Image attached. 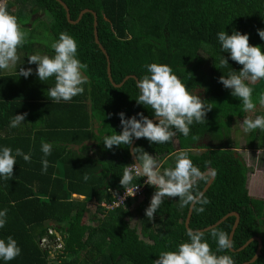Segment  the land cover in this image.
<instances>
[{"label":"trees","instance_id":"1","mask_svg":"<svg viewBox=\"0 0 264 264\" xmlns=\"http://www.w3.org/2000/svg\"><path fill=\"white\" fill-rule=\"evenodd\" d=\"M62 1L74 21L85 9L97 14L99 39L110 56L113 81L121 84L131 75L137 79H128L120 88L111 83L106 56L95 42L92 13L71 24L66 10L56 0L15 1L20 25L26 26L25 22L32 27L36 25L35 30L27 31L31 39L18 52L36 53L35 46L43 45L40 33H51L56 41L61 32H67L77 42V58L87 65L84 75L89 82L83 86V95L57 104L47 97L49 84L53 82H47L45 90L36 88L31 79L37 76L33 65L19 64L13 74L0 70V149L11 147L15 155L20 148L31 156L30 162L17 156L13 177L9 180L0 177V211L7 209L0 239L11 236L21 249L20 255L11 261L0 258V264H153L162 251H175L189 239L186 220L191 205L181 207L178 197H166L154 219L146 217L145 209L156 190L150 185L143 200L130 199L125 207L108 213L99 206L94 213L90 209L91 203L109 202L125 190L120 179L123 166L134 163L130 147L113 146L109 150L103 144V136L114 130L122 131L120 112L125 113V118L137 113L155 118L150 108L136 103L139 95L136 81L148 74L145 65L153 62L169 65L189 90L212 108L206 121L190 126L187 137L177 132L170 142L163 144L141 138L135 147H142L164 167L174 166V154L186 150L203 173L209 168L214 171L215 180L204 194L210 202L202 205L205 209L202 213L193 209L189 227L202 230L237 212L240 223L233 238L235 251L229 249L218 254L232 256L235 264L248 262L255 256L258 242L238 249L260 237L262 254L252 264H264V199L250 195L247 186L250 168L237 154L231 138L228 139L232 126L242 122L249 112L243 111L242 102L231 95V89L218 82L231 68L238 72L243 66L221 51L217 38L219 31L231 35L238 30L249 35L251 45L264 51V40L257 32L264 29V0ZM6 6L10 10L12 2L8 0ZM40 14L51 17L50 23L42 22ZM41 50L50 57L55 54L50 44ZM221 55L228 58V68L216 67ZM20 67H30L33 72L27 78L19 76ZM245 83L253 88L255 110L261 107L259 112L262 111L264 106L259 104L258 96L264 92V80ZM25 112L28 115L24 122L11 128V119ZM94 123L99 125L97 130ZM204 134L219 139L226 148L202 155L191 153L190 149ZM175 138L179 142L178 151ZM92 140L97 143L95 149L100 150L95 155L90 154L93 147L87 145L80 150L69 148ZM42 141L53 145L51 155L46 157L47 172L42 170L45 158ZM248 144L251 149H263L264 131L250 132ZM145 180L136 177L132 183L141 185ZM209 180L207 176L198 183L199 191ZM135 217L138 224L132 226L130 222ZM235 221V216L229 217L216 229L230 237ZM210 231H204L205 238L215 252L217 245ZM54 242L60 248L54 249Z\"/></svg>","mask_w":264,"mask_h":264},{"label":"clouds","instance_id":"2","mask_svg":"<svg viewBox=\"0 0 264 264\" xmlns=\"http://www.w3.org/2000/svg\"><path fill=\"white\" fill-rule=\"evenodd\" d=\"M257 32L261 40H264V29H257ZM27 36L17 16L9 12L6 4H0V70H8L17 64L18 48L27 43ZM217 38L221 51L229 53L232 61L243 66L238 72L231 68L227 74L219 77L218 82L231 89L232 96L239 98L244 112H252L256 108L253 88L245 82L255 83L264 80V51L260 46L251 45L249 35L238 30H233L231 35L225 30L219 31ZM51 48L55 53L53 56L31 55L28 57V63L37 65L36 75L40 81L55 78L54 86L47 90V97L57 104L62 101L67 103L73 97L83 95L85 91L83 86L89 82L84 75L87 65L77 58V42L67 32H61L59 39L51 44ZM218 60L217 68H228V58L221 55ZM145 67L148 74L136 81V87L139 89L136 103L150 108L158 122L154 123L143 113H137L130 118H125L123 112L118 113L122 131L117 133L114 130L111 135L103 136V144L109 150L113 146L131 147L133 138H146L151 143L163 144L170 142L177 132L187 137L190 126L194 122L206 121V114L212 108L205 104L199 95L193 94L169 65L153 62ZM32 72L33 69L30 67L19 68V76L25 78ZM258 102L264 106V92L258 96ZM27 115L26 112L15 115L10 121V127H18ZM242 129L245 134L257 129L264 131V115L244 118ZM41 144V151L45 157L42 159V170L47 172L49 161L46 157L51 155L53 145L45 141ZM131 155L135 162L123 166L120 185L125 189V195L134 196L139 186L134 185L133 180L136 177H145V183L156 189L149 206L145 209L148 219H154L166 197H178L181 207L191 205L197 213L205 210L202 205L210 201L199 191L197 185L200 181L206 180V176L193 164L188 151L176 152L174 166L169 167H164L155 156L139 146L131 147ZM17 156H22L26 162L31 160L30 154H25L20 148L15 150V155L11 147L4 146L0 149V177L5 180L13 177ZM84 179L87 180L88 176L85 175ZM197 204L201 207L197 208ZM6 222L7 209H4L0 211V228H3ZM210 234L216 241L215 252L205 238L204 232L189 228L186 233L189 239L181 242L175 251H162L153 264H235L232 256L218 254L233 247L229 234L216 228L211 229ZM20 253L17 241L11 236L0 239V258L4 261H11Z\"/></svg>","mask_w":264,"mask_h":264},{"label":"rangeland","instance_id":"3","mask_svg":"<svg viewBox=\"0 0 264 264\" xmlns=\"http://www.w3.org/2000/svg\"><path fill=\"white\" fill-rule=\"evenodd\" d=\"M41 18H42V22H47V24L50 23L51 21V17L47 16V15H43V14H40ZM25 24H27V22H25ZM36 28V25H34L31 29L30 27H22V30L27 32L28 30H32L34 29L35 30ZM30 32H27L28 36H27V42L31 39L30 38ZM40 36L41 38L43 39V45H36V49H37V52L34 53V54H31V53H27V52H24V51H21L19 52V60L17 62V64L13 67V68H10V70L14 71V69L16 68L17 65L19 64H26L28 63V57L31 56V55H41L43 56L44 54L42 52L41 49H42V46L43 47H48V45L55 42V40L53 39V36L51 35V33H43V35L40 33ZM53 56V55H52ZM33 64H29L28 63V66H32ZM35 66H37L35 64ZM256 83V82H255ZM255 83H252V84H255ZM261 109V107H258V109L252 111V112H249L248 113V117H252V118H255V116H258V115H261V112H259V110ZM259 112V113H258ZM243 121V120H242ZM248 134H245L243 132V129H242V122H238L237 124L233 125L232 126V131H230V136L228 139L231 138L232 142L235 144V147H236V152L237 154L241 155L246 163H247V166H252L250 167V171H249V179L247 180L248 181V189H249V192H250V195L252 197H255V198H261V199H264V185L263 186H256L254 185V182L255 181H252L251 179L253 178L252 176V173L256 170H260L262 171V169L264 168V166L260 165V164H263L264 163V148L261 149V151L259 152H256L257 150L256 149H251L249 148V144H248ZM216 140H219V139H216ZM222 142V141H221ZM174 144H175V147L178 149L179 147V142H178V139L175 138L174 140ZM100 152V150L98 149H92L90 151V154L91 155H95V152ZM263 174H264V170H263ZM76 197V196H75ZM96 205V204H95ZM93 205L91 203V206H90V209L91 211L94 213L96 211V206ZM132 224V226H135L136 224H138V217H135L134 219L131 220L130 222ZM42 243L44 245L47 244V242H44L42 241ZM52 246L54 247V249H57L59 248V245L57 242H54L52 244Z\"/></svg>","mask_w":264,"mask_h":264},{"label":"water","instance_id":"4","mask_svg":"<svg viewBox=\"0 0 264 264\" xmlns=\"http://www.w3.org/2000/svg\"><path fill=\"white\" fill-rule=\"evenodd\" d=\"M56 1L59 2V3L64 7V9L66 10V12H67V19H68V21H69L71 24H77V23L82 19V17H83L86 13H92V14L95 16V21H94V34H95L94 36H95V42H96V44L100 47V49L102 50V52H103V53L105 54V56H106L107 63H108V66H107L108 76H109V79H110L111 83H112L115 87H118V88L122 87V86H123V83H125L128 79H131V78H132V79H137L136 76L131 75V76H127L121 84H116V83L113 81V79H112V72H111V61H110V56L108 55L106 49L103 47V45H102L101 42H100V39H99V33H98V17H97V14H96L94 11H92V10H90V9H85V10H83V11L80 13L78 19H77L76 21H74V20L71 19L70 9H69L68 6L66 5V3L63 2L62 0H56ZM152 120H153L154 123H157V122H158V118H156V117L153 118ZM139 140H140V139H136V138H135V139L133 140V143H132V146H131V147H135L136 143H137ZM84 145H87L88 147H90V146L93 145V143H92V142H85V143H83V144H81V145H76V146H74V149H75V150H80L81 148L84 147ZM131 147H130V150H131ZM178 147H179V146H178ZM69 148H71V147H69ZM72 148H73V147H72ZM179 148H180V147H179ZM132 159H133V161L135 162V159H134L133 156H132ZM204 174H205V176H209V177H210V180L208 181V185L204 188V190H203V192H202L203 194H205L206 191L209 189V187L212 185V183H213L214 180H215V176H216L215 173H214V171H212L210 168H209L208 171L205 172ZM192 213H193V207L190 206L189 213H188V217H187V220H186V226H187L188 229L190 228V227H189V224H190V219H191V217H192ZM232 216H235V217H236L235 224H234V226H233V228H232V231H231V233H230V239H231L232 242H233V238H234L235 232H236V230H237V228H238V226H239V223H240V214L237 213V212H232V213H230V214H227L226 216H224L223 218H221L216 224H214V225H212V226H209V227H207V228H205V229H202V230H200V231L204 232V231H209V230H211V229H213V228H216V227H218L220 224H222L223 222H225L229 217H232ZM57 236L61 239V235H60L59 233H57ZM253 241H257V242H258V249H257V252H256L255 256H254L250 261L245 262V263H243V264H252V263H254V262H255V261L261 256V254H262L263 242H262V239H261L260 237H254V238H252L251 240H249L244 246H242V247H241L240 249H238V250L241 251V250L245 249V248H246L251 242H253ZM231 250H232V251H235L233 248H231Z\"/></svg>","mask_w":264,"mask_h":264},{"label":"crops","instance_id":"5","mask_svg":"<svg viewBox=\"0 0 264 264\" xmlns=\"http://www.w3.org/2000/svg\"><path fill=\"white\" fill-rule=\"evenodd\" d=\"M7 2H8V0H0V4H6L7 5ZM18 7L16 8V9H14V7L13 8H10V10H9V12L10 13H12V14H14L15 16H17V18H18V14H19V12H18ZM43 15H45V14H43ZM21 19V17H19L18 18V22H19V20ZM32 19H33V17H32ZM30 24V23H29ZM23 28H24V26L23 25H21ZM31 28H32V25H31ZM30 31V30H29ZM18 51H19V48H18ZM17 51V53H18V56H19V52ZM33 67H34V70H36V68H37V66H35V64H33ZM7 72H9V73H11V74H13L14 73V71H12V70H10V69H8L7 70ZM32 79V81H33V83L35 84V86H36V88L37 89H40V90H45V87H46V83L47 82H50V83H52L53 82V84H49V87H51V86H54V80H55V78L54 77H50L48 80H46V81H40L39 80V78H38V76H35L34 78H31ZM9 83H10V80H9ZM35 94L37 95V94H39V91H35ZM89 105H90V103H89ZM91 106V105H90ZM37 117L39 116V115H36ZM95 122V121H94ZM94 128L97 130L98 129V127H99V125L97 124V123H94ZM87 142H92L93 144H94V142L93 141H87ZM70 147H74V146H70ZM180 148H178L177 149V151L179 150ZM257 152V151H256ZM259 152V151H258ZM260 165H262V166H264V163L263 164H260ZM250 167H252V166H249V168ZM263 170H264V168L262 169V171H261V169L260 170H255L253 173H252V176H253V178H252V181H255L254 182V185H256V186H263L264 185V174H263Z\"/></svg>","mask_w":264,"mask_h":264},{"label":"flooded vegetation","instance_id":"6","mask_svg":"<svg viewBox=\"0 0 264 264\" xmlns=\"http://www.w3.org/2000/svg\"><path fill=\"white\" fill-rule=\"evenodd\" d=\"M10 2H12V6L11 8L14 7V9H16L18 6V4H16V0H9ZM22 27V26H21ZM24 27H30L31 29V24L27 23L26 26ZM29 31V30H28ZM99 128V127H98ZM94 142V144L90 147H93L92 149H95L97 146V143L95 140H92ZM223 149L226 148L225 144L222 143L221 141L216 140L215 138H213L212 135L210 134H204L202 135L198 141L196 142V144L193 145V147L190 149L191 153H198L199 155L204 154L205 152H208L209 150H213V149ZM261 151V150H257ZM208 171V170H207ZM206 171V172H207ZM205 173V172H204ZM207 177V176H206ZM208 185V183L205 185V187ZM204 187V188H205ZM211 187V186H210ZM209 187V188H210ZM204 190V189H203ZM208 191V190H207ZM206 191V192H207ZM203 192V191H202ZM96 204V205H95ZM93 205H95L96 207L98 206L97 203H93ZM232 213V212H231ZM230 214V213H229ZM59 238V237H58ZM59 241H61V239H58Z\"/></svg>","mask_w":264,"mask_h":264},{"label":"built area","instance_id":"7","mask_svg":"<svg viewBox=\"0 0 264 264\" xmlns=\"http://www.w3.org/2000/svg\"><path fill=\"white\" fill-rule=\"evenodd\" d=\"M138 186L139 187H138L134 196L125 195V190H124L122 193L114 196V198L111 201H109V202L108 201H102L101 203L98 204V206L102 207L103 210L106 213H108V212L114 211L118 208L125 207L127 202L130 199L143 200L144 196H145L147 184L144 183V184H141Z\"/></svg>","mask_w":264,"mask_h":264}]
</instances>
